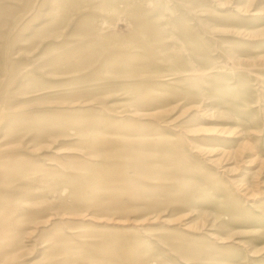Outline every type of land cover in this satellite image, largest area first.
I'll return each mask as SVG.
<instances>
[{"label": "rangeland", "instance_id": "1", "mask_svg": "<svg viewBox=\"0 0 264 264\" xmlns=\"http://www.w3.org/2000/svg\"><path fill=\"white\" fill-rule=\"evenodd\" d=\"M0 264H264V0H0Z\"/></svg>", "mask_w": 264, "mask_h": 264}]
</instances>
